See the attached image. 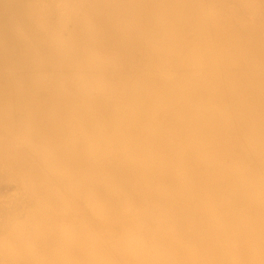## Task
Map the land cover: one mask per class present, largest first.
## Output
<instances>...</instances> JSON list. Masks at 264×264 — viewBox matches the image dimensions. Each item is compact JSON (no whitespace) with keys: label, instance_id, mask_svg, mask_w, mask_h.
Returning a JSON list of instances; mask_svg holds the SVG:
<instances>
[{"label":"bare ground","instance_id":"6f19581e","mask_svg":"<svg viewBox=\"0 0 264 264\" xmlns=\"http://www.w3.org/2000/svg\"><path fill=\"white\" fill-rule=\"evenodd\" d=\"M136 1L142 7L155 5L162 14L167 10L168 0ZM12 5L0 0V128L4 134L27 129L42 142L45 155L55 152L56 165L74 171L88 166L89 180L102 178L99 187L87 185L80 193L69 189L86 203L90 228L74 223L76 217L59 203L50 210L55 235L39 243L44 250L56 245V250L46 264H127L129 259L137 264H264L262 15H252L253 24L238 15L235 22L224 23L222 15H211L210 30L218 37L213 45L225 49L216 59L207 55L213 45L200 48L184 37L194 24L186 9L161 15V23L153 8L141 9L112 23L101 39L113 41L121 55L134 54L140 69L171 71L174 79L132 78L127 88L60 86L57 75L42 69L66 62L57 53L40 61L48 50L26 42L11 15L3 13ZM216 62L226 64L210 67ZM99 86L103 93L95 100L68 93ZM21 160L12 153L13 163ZM127 186L141 209L131 213L137 232L129 237L136 246L128 254L129 222L114 212L124 208L120 198L127 199ZM164 217H170L169 233L157 236L144 229L156 221L153 226L160 230L157 222ZM174 232L199 245L183 248ZM145 241H154L153 246H143Z\"/></svg>","mask_w":264,"mask_h":264},{"label":"rangeland","instance_id":"374dc122","mask_svg":"<svg viewBox=\"0 0 264 264\" xmlns=\"http://www.w3.org/2000/svg\"><path fill=\"white\" fill-rule=\"evenodd\" d=\"M10 1L13 3L14 9H11L12 7L4 8L3 13L6 10L11 15L15 27L26 39V42L31 46L42 44L48 50L44 53L45 55L39 57L40 61L48 59L50 53H57L66 62L63 66L49 64L47 69H42L44 72L49 71L53 75H57V78L61 80L60 86L104 83L106 85L120 84L121 88H127V80L132 78L159 76L156 78L174 79L175 74L171 71L140 69L134 54L121 55L118 49L111 46L113 41L101 39L108 32L112 23H115L119 18L134 17L141 9L149 11V8H153L154 13L160 15L158 23L165 19V16L161 15H169L170 12L181 7L186 9L188 15H193L190 19L194 24L184 34V37L192 38L200 48H203L206 43L213 45L218 42L217 35L213 33V30H210L211 15H222L223 23L229 20L235 22V15H238L240 19H246L248 24H253L255 21L251 18L252 15H262L264 18V11L261 9L262 0H189L185 3H178V1L172 3L168 0L169 2L167 1L165 5L167 10L165 9L163 14L155 10V5L142 7L136 0ZM153 21L154 18L148 20V22ZM77 32L80 33V36L75 40L73 35ZM213 47L214 51L209 50L207 54L210 57L217 59L225 52L223 44L218 48L215 45ZM224 64L226 63L216 62L210 67L215 68ZM24 72L30 73L27 70ZM5 73L7 72L3 71V74ZM68 93L77 99L95 100L96 97L102 95L103 89L101 87L100 89L98 87L88 89V91L75 89L74 92ZM117 97L118 93H115L108 97V101L114 103ZM26 131L27 129H19L4 134L0 128V264H46L49 253L52 254L56 250V245L44 250L39 242L55 235V217H52L50 212L55 209L54 204L58 205L59 203L60 206L65 207V210H68V216L76 217L74 223L83 224L88 229L90 228L89 224L92 223L88 217V207L84 200L73 197L70 190L75 189L77 193H80L81 189L87 185L99 187L102 183L101 177L89 180L91 175L88 166L74 171L70 167H68L70 170H67L65 166L56 165L59 158L55 152L51 151L45 155L42 142L34 139ZM110 147L111 145H108V148ZM12 153H17L22 157L19 164L11 161ZM51 161L55 165L50 163ZM65 161L66 157L64 163H66ZM129 192L130 189L127 186V199L120 198V203L124 208L119 207L114 211L119 217L126 216L125 219L127 223L129 222L125 230L127 238L137 232L135 226L133 227V224L130 223H133L134 218L131 213L141 211L128 196ZM116 196L118 195L116 194ZM102 201L106 204L109 203L108 198L103 197ZM77 211L79 212L77 213ZM58 217H56L57 222L61 214ZM155 222L145 225L144 229L150 230L157 236L165 232L169 233L170 217L161 218L160 223L157 222L160 224V230L157 229L159 231L155 230L156 226H153ZM172 236L183 248L194 249L199 245L198 242L194 239L190 240L188 235L182 232H174ZM127 240L128 254L129 251H133L131 249L136 244L130 240V237ZM153 243L154 241H145L142 245L153 246ZM99 245L100 243H95L96 247ZM137 245L140 246V244ZM108 254H113V251H109ZM127 264L137 263L134 259H129Z\"/></svg>","mask_w":264,"mask_h":264}]
</instances>
